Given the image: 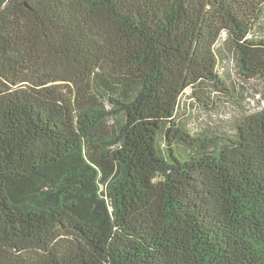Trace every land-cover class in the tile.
<instances>
[{"label":"trees","instance_id":"16d2710c","mask_svg":"<svg viewBox=\"0 0 264 264\" xmlns=\"http://www.w3.org/2000/svg\"><path fill=\"white\" fill-rule=\"evenodd\" d=\"M0 264H264V0H0Z\"/></svg>","mask_w":264,"mask_h":264},{"label":"rangeland","instance_id":"374dc122","mask_svg":"<svg viewBox=\"0 0 264 264\" xmlns=\"http://www.w3.org/2000/svg\"><path fill=\"white\" fill-rule=\"evenodd\" d=\"M190 93H192L191 90L185 91V95H188ZM192 98L197 103V100L194 97H192ZM185 100L188 101V98H185ZM193 100H192V102H193ZM201 103H202V105H204L205 102L201 101ZM193 105H196V104H193ZM227 105H228L227 107L226 106L223 107L224 105L219 107L218 112H212L210 114L208 111H205V109H203L201 116H200V119H202L206 125L214 126V125L220 123L222 120L231 119L233 117L241 116V114L243 113L242 108L240 106L241 104H238L237 102H229ZM206 106H208V105H206ZM190 110H192V107H186L185 106V112L181 111L180 117L182 119V122L187 121V118L185 117V115H187L188 112L191 113ZM190 120L192 121L191 118H190ZM195 126H196V124H195Z\"/></svg>","mask_w":264,"mask_h":264}]
</instances>
